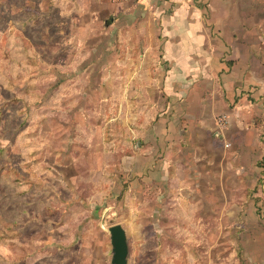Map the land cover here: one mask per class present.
<instances>
[{
  "label": "rangeland",
  "instance_id": "374dc122",
  "mask_svg": "<svg viewBox=\"0 0 264 264\" xmlns=\"http://www.w3.org/2000/svg\"><path fill=\"white\" fill-rule=\"evenodd\" d=\"M143 7L0 0V264H111L117 223L128 264H264V94L238 84L236 117L203 125L227 155L183 153L182 128L169 139L182 145L157 151L164 110L143 85L165 68Z\"/></svg>",
  "mask_w": 264,
  "mask_h": 264
},
{
  "label": "crops",
  "instance_id": "0c3cea01",
  "mask_svg": "<svg viewBox=\"0 0 264 264\" xmlns=\"http://www.w3.org/2000/svg\"><path fill=\"white\" fill-rule=\"evenodd\" d=\"M137 1L144 4L141 14L142 20H147L143 27L149 31L147 46L162 49L165 68L163 72H148L154 74L152 78L162 81L160 86L156 82L143 85L144 92L154 95L153 103L164 110V118L154 124V129L158 126L155 131L158 138H154L156 150L161 148L171 152L173 144L182 145L183 141L169 140L181 134L182 128L186 130L182 137L186 143L182 147L186 150L183 153L205 161L214 160L219 152L223 155L226 151L216 149L214 141L220 142L208 135L203 125L212 124L220 109L234 116L238 114L244 106V98L235 103L238 84L244 85L242 89L258 86L264 94V0H259V19H254L250 10L252 0ZM143 74L139 72L138 76ZM217 77L222 79L224 87L220 98ZM214 95L218 97L214 98ZM152 130L151 127L146 139L153 135ZM161 139L164 144L158 143ZM244 145L242 150L245 151ZM136 155L133 157L139 162L148 160L149 173L155 169L154 175H159L163 168L168 172L171 164L168 158L152 168L153 155L148 158L140 153Z\"/></svg>",
  "mask_w": 264,
  "mask_h": 264
},
{
  "label": "water",
  "instance_id": "95a60500",
  "mask_svg": "<svg viewBox=\"0 0 264 264\" xmlns=\"http://www.w3.org/2000/svg\"><path fill=\"white\" fill-rule=\"evenodd\" d=\"M112 245L111 264H128L129 246L125 228L120 224H113L108 228Z\"/></svg>",
  "mask_w": 264,
  "mask_h": 264
},
{
  "label": "built area",
  "instance_id": "2783aa9c",
  "mask_svg": "<svg viewBox=\"0 0 264 264\" xmlns=\"http://www.w3.org/2000/svg\"><path fill=\"white\" fill-rule=\"evenodd\" d=\"M117 2H122V1H126V0H115ZM144 1H150V0H144Z\"/></svg>",
  "mask_w": 264,
  "mask_h": 264
},
{
  "label": "trees",
  "instance_id": "16d2710c",
  "mask_svg": "<svg viewBox=\"0 0 264 264\" xmlns=\"http://www.w3.org/2000/svg\"><path fill=\"white\" fill-rule=\"evenodd\" d=\"M4 177V174L3 173H0V178Z\"/></svg>",
  "mask_w": 264,
  "mask_h": 264
}]
</instances>
